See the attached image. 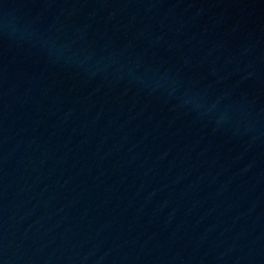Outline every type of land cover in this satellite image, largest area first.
Here are the masks:
<instances>
[{"label":"water","instance_id":"obj_1","mask_svg":"<svg viewBox=\"0 0 264 264\" xmlns=\"http://www.w3.org/2000/svg\"><path fill=\"white\" fill-rule=\"evenodd\" d=\"M0 264H264V0H0Z\"/></svg>","mask_w":264,"mask_h":264}]
</instances>
